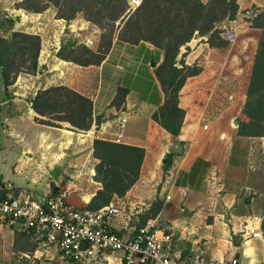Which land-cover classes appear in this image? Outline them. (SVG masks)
Listing matches in <instances>:
<instances>
[{
  "label": "crops",
  "instance_id": "1",
  "mask_svg": "<svg viewBox=\"0 0 264 264\" xmlns=\"http://www.w3.org/2000/svg\"><path fill=\"white\" fill-rule=\"evenodd\" d=\"M74 20L76 30L81 25L93 29L82 15ZM43 32L37 33L41 48L35 74L19 73L5 88L0 67V198L20 192L40 198L69 182L68 201L75 207L135 209L116 221L119 233L126 223L128 230L144 224L170 230L180 263L201 248L209 260L264 264V139L237 132V120H248L243 108L249 83L239 55L197 34L185 45L188 50L180 47L175 65L183 59L200 71L186 77L179 90L178 106L184 113L177 135H172L152 118L165 101L155 74L164 61L162 48L147 40L132 43L115 33L98 64L82 65L56 54L62 46H78L68 30L60 37L61 30L49 24ZM87 32L81 35L87 38ZM30 81L35 90L26 96ZM50 85L88 97L92 118L99 117L100 123L73 130L64 121L60 127L38 122L30 100ZM118 88L126 93L113 105ZM124 114L127 122L116 142L131 150L124 169H139V177L122 196H106L90 151L94 138L116 136L117 118ZM33 246L29 234L0 223V264H124L120 254L109 250L82 262H64L53 250L37 258L30 255Z\"/></svg>",
  "mask_w": 264,
  "mask_h": 264
},
{
  "label": "trees",
  "instance_id": "2",
  "mask_svg": "<svg viewBox=\"0 0 264 264\" xmlns=\"http://www.w3.org/2000/svg\"><path fill=\"white\" fill-rule=\"evenodd\" d=\"M57 8V17L71 19L82 12L85 19L103 27V19L115 22L123 20L118 36L129 42L147 40L164 50V61L155 69L165 95L164 105L152 114V118L172 135H177L183 117V109L178 106V93L186 77L200 71L197 64L187 65L176 57L180 47L195 35L212 37L218 33L216 25L225 17L233 16L237 9L235 0H141L131 12H127V0H46ZM29 4L37 2L30 0ZM129 11V10H128ZM125 18V20H124ZM251 26L260 28L262 34L257 43L254 64L250 73L243 112L248 120H237V132L241 135L262 136L264 139V12L251 19ZM113 30L109 33L105 46L99 45L94 51L85 45L78 47L62 46L57 56L78 64H98L107 53ZM41 39L37 34L22 31L11 32L9 37L0 35V67L4 87L13 83L19 73L34 74L38 67ZM215 45V44H214ZM186 50L188 47L185 46ZM126 90L118 88L113 105H118ZM31 108L39 116L38 122L60 127V122H68L74 129H89L91 124L100 123V118H92V101L77 91L64 85H50L39 89L33 96ZM103 144V140H99ZM123 150L119 162L126 164L130 152ZM100 148L95 146V149ZM102 160V159H101ZM115 169V168H114ZM116 170V171H115ZM111 171L109 182L103 183L102 195L119 192V186L129 187L132 178L124 171ZM111 187L105 190V187ZM108 193V194H107ZM89 208L100 206L89 205ZM264 232V218L261 222Z\"/></svg>",
  "mask_w": 264,
  "mask_h": 264
},
{
  "label": "built area",
  "instance_id": "3",
  "mask_svg": "<svg viewBox=\"0 0 264 264\" xmlns=\"http://www.w3.org/2000/svg\"><path fill=\"white\" fill-rule=\"evenodd\" d=\"M141 0H130L137 7ZM225 32V31H224ZM223 32V33H224ZM127 116L117 118L115 141L125 128ZM57 186L42 197L20 192L16 196L0 198V223L16 231L25 232L32 238L30 255L43 257L50 250L64 262L88 261L100 251L117 252L124 264H237L229 261L209 260L201 248H197L185 261L178 262L173 251V233L164 228H151L148 224L123 232L115 229L116 221L123 216L130 217L136 211L116 205L98 208L75 207L68 201L70 183ZM253 236L261 235L254 232Z\"/></svg>",
  "mask_w": 264,
  "mask_h": 264
},
{
  "label": "rangeland",
  "instance_id": "4",
  "mask_svg": "<svg viewBox=\"0 0 264 264\" xmlns=\"http://www.w3.org/2000/svg\"><path fill=\"white\" fill-rule=\"evenodd\" d=\"M36 1L37 2H33V4L31 5L29 4L32 3L30 2V0H0V35L3 36L14 31H22L29 34H37L38 32L44 33V29L46 30L47 28H49V24H52V28L55 27L56 29L61 30V32L58 33L60 37L67 36L68 34V37L74 39L75 44H77L78 46L85 45L88 48L97 49L99 45L105 46L109 33L112 30L113 35H115V33H118L124 22L123 20L121 21L119 19L115 22H112L104 18L102 21L103 27H99L86 19V21L89 22V26H91L94 30L85 28V26L83 25L79 27V30H76L78 24H76L77 22L74 20V18H79L81 17V15L83 16L82 12H77L71 19L58 18L57 8L56 6H54V4L47 2L46 0ZM201 1L206 2L208 0ZM235 1L237 2V9L235 14L230 17H225L217 23L216 28L218 29V33L214 37H212V42L215 44V46L229 47L232 54L237 53L239 55L238 63L243 67L247 65L246 68L248 69L250 77L257 51L256 40L259 39L262 34V30L260 28L251 26V19L256 14L264 12V0ZM127 4V12H131L136 8L132 7V5L130 4V0H127ZM55 18L63 20L59 21ZM82 22L84 23L85 21ZM67 26L69 28H72L71 31L70 29H67ZM67 30L69 32L65 34ZM82 31H88L89 34L87 35H89V37L86 38V36L81 35ZM91 36H96L97 40H94V37L92 38ZM244 39H246L245 42H243ZM49 47L50 45L47 44V48ZM236 59L237 57H233V60ZM180 66L181 65H177V67ZM27 84L29 85L28 87L26 86V91L24 90L23 93L26 96H30L35 90V82L30 81V83ZM77 132L84 133L83 131ZM107 137V139L103 140V144L99 141L102 139H93V148L90 152L95 158V160L93 159L92 162L94 165V171H96V180L100 183V185L109 182L111 178V171L115 170L116 168L124 170L130 178H134V180H136L139 177L140 170L133 167H127L129 169H124L126 164L122 165V162L118 161V158L123 152V150L120 149V143L115 141L116 136L114 137L111 133ZM99 145L100 148L95 149V146L98 147ZM130 186H119V192L113 191L112 194L115 195V193H117L122 196L124 192L130 188ZM107 187L108 186L105 187L106 192L111 188L109 187L108 189Z\"/></svg>",
  "mask_w": 264,
  "mask_h": 264
},
{
  "label": "water",
  "instance_id": "5",
  "mask_svg": "<svg viewBox=\"0 0 264 264\" xmlns=\"http://www.w3.org/2000/svg\"><path fill=\"white\" fill-rule=\"evenodd\" d=\"M172 151V149H170Z\"/></svg>",
  "mask_w": 264,
  "mask_h": 264
}]
</instances>
